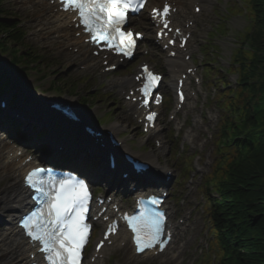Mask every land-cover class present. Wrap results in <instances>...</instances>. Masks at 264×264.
<instances>
[{
  "label": "rangeland",
  "instance_id": "obj_1",
  "mask_svg": "<svg viewBox=\"0 0 264 264\" xmlns=\"http://www.w3.org/2000/svg\"><path fill=\"white\" fill-rule=\"evenodd\" d=\"M228 1L230 0H211L210 3L204 5V10L202 11V15L200 16L194 28L193 37H194V42L196 43V48L193 51V55L196 58H202V54L201 52H199V48H201L202 44H204V40L206 39L207 32L211 30L212 26L216 25L220 21L217 18V16L223 17L222 12L223 9L226 7V3ZM0 4L2 7H4V9L9 11L10 13L16 14L15 18L12 15H10V17H12L13 20H15V24L19 25L16 28L17 29L21 28V31L23 32L22 40L24 41L22 43L29 45L33 44L31 45V47L32 49L35 48L37 50L39 57H44V55L50 57L48 59L49 60L48 64L43 63L45 61L42 60V63L45 65V67L41 64L42 65L41 69L43 70L40 74H37L35 71L31 69L27 70L26 72L18 73L19 70L16 67L8 66V55L5 53L0 54V75H2L4 78H8L5 79L2 84L7 86L9 81L7 90H5L7 94L5 92L4 93L6 95L9 94L8 96L14 95L17 101H19L21 106L22 105L26 106L29 103H32L33 104L32 108H34L32 110L33 113H40L42 109H45V106H43L42 103L43 99H47V98L67 99L68 95L66 96V94H58L54 90L49 92L47 91L44 94L41 91L42 89H45L47 87L48 81L52 78H56V75L58 74L62 78L73 79L78 75H84L88 73H83L81 71H78L77 70L78 68H76L77 62L74 59H72L71 56L59 52L60 50L59 47H57L56 43L49 41L48 38H45L39 33V29L35 24V22L37 21V15L39 14L38 11L31 10L27 5H25L22 2V0H0ZM245 6L246 3L244 2L243 5L236 4L235 8L240 7L243 9ZM232 11H233V7L230 6L227 7L224 11V15L228 16L227 18L224 17L225 27L227 28L226 32H224L222 35L220 34L217 35L211 41L213 45L218 46V52L216 53V56H218V58L215 59L211 65L212 67L218 68V70L219 68H223L224 66H227V62L229 61V57L232 53V50L235 48V44H237V42L240 41L238 38V32H243L244 34V31L247 26L246 21L248 15L243 16L240 14L241 16H239L237 14L231 16ZM1 13L3 12L0 11V14ZM143 22L145 23L146 21L144 20ZM143 28L146 30V38L147 41H149L150 29L147 28L146 25L143 26ZM147 47L149 48L150 53L148 54V56L142 58L150 60L154 63H157L158 66H161L160 58L157 56L155 47L151 43L150 45L148 43ZM196 58L194 63L197 65H202L201 61L197 60ZM44 72L46 75H48V77L46 79H40L39 76L44 74ZM224 74L226 75L227 78L229 77L228 76L229 73L227 74L224 71ZM88 76L89 79H91V81L89 82V84H87V86L90 85L91 88L96 89L99 86L103 85V89L105 91L108 90L106 84V77L97 76L94 73L88 74ZM208 80H210L211 82L216 81L217 76H215V78L211 77ZM57 83H60V81H58ZM233 85L234 84H231L228 87L234 89L235 86ZM215 86L216 83L215 84L209 83V81H207L205 85L201 86V93L199 96V100L196 101L197 104L195 106H193L192 104V106L190 107L191 112L189 116L198 117L197 118L198 125L196 128V132L198 134L197 139L205 142L204 146L201 149H197L198 151L196 152L201 156V158L198 157L196 159V161H198L197 163L200 170L199 171L194 170V172L191 173L193 174V178H194L192 183L184 184V187L178 189V194L176 193L171 198H169L170 199L169 202L171 204V211L172 212L175 211L177 217L183 218V223H180L179 225L180 231L178 232L180 244L182 243L184 245L183 252L181 255L183 261L181 262V264H198L200 259H201L200 264H210L211 263L210 260H212L213 258L216 259L221 258L220 256L221 245L219 244V241L218 244L216 245L217 249L214 250L215 252H211L210 246H208V240L210 239V236L206 232V228H207L205 225L206 217L204 216V212H203L204 199L203 197H201V189H199L202 175L206 174L209 171V167L211 168V164L214 157H216V160H214L215 162L212 165V167L221 169L225 166L226 163L225 158L221 157V153L223 152L222 150L223 141L217 143L218 147L220 148L219 151L213 155L211 154L212 148L215 145V139H216L215 137L217 135V131L221 119V113H222V110L219 108L215 100L213 102L208 103V100L213 98L214 96L213 94L215 93L214 91ZM85 93H81V95H85ZM32 95L35 96V101L28 99ZM232 96H233L232 94L228 95L229 99L233 100ZM77 97L78 96H76L75 100L78 99ZM246 98H247V103H249L250 106L255 104L260 108L264 107V91H257L255 94H253V92H251L250 89H247ZM111 100H113V102L101 101L102 103L100 105L94 106L93 108H87V106L81 107L80 110L83 115L94 121V119H97L100 117V115H102L103 111L107 112L109 111V109H111L110 117H113V121L121 122L126 129V127H128L134 122L130 120L127 113L125 112L121 113L119 111L118 107L115 104L117 103L118 106L121 107V103L118 98H115V96H111ZM234 101L236 103L238 102L236 100ZM228 108L229 106L228 104H226L225 109ZM188 109H189V105H188ZM240 112L242 111L233 110L231 112L232 122L236 125L239 134L243 133L246 129L252 127V125L248 123L246 117H242L240 122V118H239ZM183 114L185 115V113ZM230 121L231 120L228 121L225 129L228 136V140L232 138L234 134V126L230 123ZM162 127L164 134L167 135V130L174 127V123L167 121L165 119L162 121ZM131 128L132 125L129 126L130 131ZM75 130H76L75 126H72V128L70 129H67L64 126H62L60 129H58V127L56 128V132L58 133L61 132L62 139H66L68 137L71 138V136L73 137V135H75L73 134ZM130 131L126 132L127 134L125 135L124 139L125 140L127 139L128 146L133 147L134 149H138V147L142 146V143H139V141H137L136 134L134 135L133 139H131L132 136L128 137V135L132 134L130 133ZM254 132H256V130L252 131V133ZM212 133L214 135V138L210 139L209 134ZM49 134L54 137V132L52 130L50 131ZM64 141H69V140H64ZM30 146L32 145L30 144ZM168 146H169V141H168ZM236 148H237L236 145L227 142V146L225 147L224 150L231 154L236 150ZM188 150L189 152H192L190 149ZM148 152L150 151H146L145 153ZM153 152H155L159 161L164 160L163 155L165 154V156L168 157L169 164L173 166L174 158L170 157L169 147L165 151L163 150L159 152L153 150ZM47 153L49 154V156L55 155V152L50 151V149L48 150ZM67 154H71L74 157L73 161L78 165L83 164V160H82L83 157L81 156V153L68 151ZM242 161H244V159ZM13 182L14 179H12L10 176H7L6 173L0 171V234L3 233L5 228L9 226V224L13 221L14 218L13 215L15 213L8 206L9 197L1 193L5 188L10 187L13 184ZM95 184H97V182H95ZM213 195L215 196L216 194L213 193ZM9 248H10V244L8 242H4L3 240H0V264H10L11 262L14 261L10 257H8L10 252ZM120 251H121L120 256L123 257L124 252L122 250ZM207 253L208 256L205 255ZM203 255L205 256L202 257ZM209 257L210 260H208ZM112 259H115V261H106V264H115L117 262H121V263L123 262L119 258V256L111 257V260ZM122 264H129V263L125 261V263ZM153 264H157V263H153ZM164 264H177V263L165 262ZM212 264H215V261L212 260Z\"/></svg>",
  "mask_w": 264,
  "mask_h": 264
},
{
  "label": "trees",
  "instance_id": "obj_2",
  "mask_svg": "<svg viewBox=\"0 0 264 264\" xmlns=\"http://www.w3.org/2000/svg\"><path fill=\"white\" fill-rule=\"evenodd\" d=\"M246 5L248 28L241 35L230 64L232 69L236 66L239 73L241 88L236 101L241 97L245 104L243 116L252 127L232 137L229 143L237 146L235 154L228 157L223 168L213 169L206 179V184H212L218 194L217 199L211 200L209 211L213 231L221 245L220 264H264V107L250 106L244 97L247 89L253 94L264 91V0H246ZM0 11L3 12L0 14V48L9 53L10 62L45 67L43 63L48 64L49 60L39 57L31 45L23 44L15 20L6 10ZM87 84L89 80L62 78L58 74L49 88L53 86L70 95L87 92L80 100L83 104L111 100L97 90L90 92L94 88ZM228 104L233 106V100L229 99ZM13 126L18 130L16 123ZM254 130L256 132L252 133ZM235 134H239L237 129Z\"/></svg>",
  "mask_w": 264,
  "mask_h": 264
},
{
  "label": "snow or ice",
  "instance_id": "obj_3",
  "mask_svg": "<svg viewBox=\"0 0 264 264\" xmlns=\"http://www.w3.org/2000/svg\"><path fill=\"white\" fill-rule=\"evenodd\" d=\"M65 11L75 12L79 24L89 33L93 43L105 42L115 51L125 56L132 54L135 46L134 34L123 31L129 12H138L144 6V0H60ZM199 11V9H197ZM153 16L159 17L163 29H169L170 7L166 3L162 10L153 9ZM179 33V29H176ZM79 34V33H78ZM161 35L164 33L161 32ZM139 33L135 34L139 37ZM175 43L174 40L170 41ZM146 79L140 92L147 105L151 97V89L156 87L161 77L143 67ZM140 77H137L139 79ZM183 94L180 99L183 100ZM159 103V97H156ZM156 113L147 116L153 121ZM46 169L37 168L27 174L25 182L35 193L34 199L39 205L34 211L22 219V227L28 237L42 253L45 264H81V253L85 246L90 225L85 222L90 198L87 185L74 178L47 180L43 174ZM153 205L159 201L152 199ZM133 234V243L138 253L146 249L163 251L170 235L165 232L166 217L158 209L145 208L139 216L125 217ZM116 231L115 225H109L104 239L97 244V250L107 240L108 234Z\"/></svg>",
  "mask_w": 264,
  "mask_h": 264
},
{
  "label": "bare ground",
  "instance_id": "obj_4",
  "mask_svg": "<svg viewBox=\"0 0 264 264\" xmlns=\"http://www.w3.org/2000/svg\"><path fill=\"white\" fill-rule=\"evenodd\" d=\"M33 7H37L40 10V18L39 20V26L41 27L42 34L44 36H49L51 34L58 33L62 36V39L59 40L68 46H74L77 47V44L81 42L80 38H74L72 33L67 31V22L68 17H66L65 20L60 21V18L62 14L60 13H53L52 9H54V6L50 5L46 0H32ZM43 1V3H41ZM26 5L28 4L27 1H25ZM188 17H190V14H188ZM78 54H81L82 57L86 60H92L95 61V59L90 55L89 49L86 46H82L78 50ZM177 57V56H176ZM170 58L166 59V63L169 67L177 68V69H184V62L182 61V58ZM172 78H176L178 73H175L171 71ZM114 81V79H112ZM112 84H117L118 81L113 82ZM32 110V108L30 109ZM31 112V111H30ZM53 112H46L45 110H41V115L45 116L46 119H50ZM112 128L116 131L120 128L118 124H113ZM159 136V134L157 135ZM127 148V146H124ZM9 148L8 145H5L4 148L0 149V169L8 172V174L15 173L13 171L14 167L17 165V163L12 162L7 163V157H3V151L7 150ZM8 153H10V150H8ZM143 158L149 162H151L154 166V168H162L159 167V163L157 161V156L152 152L149 155L143 156ZM13 175V174H12ZM21 181H15L13 185H11L9 188H5L2 191V194L4 193L6 196L9 197L8 206L11 208V210H24L27 206V199L28 197L26 194L22 192L21 188ZM20 229L14 225H10L7 229L4 230L2 234H0V238L4 241H10L11 249L13 251L17 252V259L20 264H26V255L29 251L27 245L25 244L23 238L21 237ZM108 248H105L107 250ZM11 255L13 256V253L10 251Z\"/></svg>",
  "mask_w": 264,
  "mask_h": 264
}]
</instances>
